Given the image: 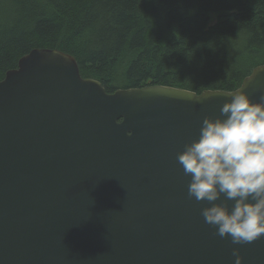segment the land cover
Segmentation results:
<instances>
[{
    "label": "water",
    "instance_id": "1",
    "mask_svg": "<svg viewBox=\"0 0 264 264\" xmlns=\"http://www.w3.org/2000/svg\"><path fill=\"white\" fill-rule=\"evenodd\" d=\"M238 92L260 101L264 65L231 92L108 94L68 54L21 57L0 81V264H264V235H216L177 161Z\"/></svg>",
    "mask_w": 264,
    "mask_h": 264
},
{
    "label": "trees",
    "instance_id": "2",
    "mask_svg": "<svg viewBox=\"0 0 264 264\" xmlns=\"http://www.w3.org/2000/svg\"><path fill=\"white\" fill-rule=\"evenodd\" d=\"M35 49L72 56L108 94L231 92L264 65V0H0V81Z\"/></svg>",
    "mask_w": 264,
    "mask_h": 264
},
{
    "label": "clouds",
    "instance_id": "3",
    "mask_svg": "<svg viewBox=\"0 0 264 264\" xmlns=\"http://www.w3.org/2000/svg\"><path fill=\"white\" fill-rule=\"evenodd\" d=\"M220 109L221 117H205L199 138L177 154L188 196L207 201L202 209L206 224L234 245L249 244L264 235V96L253 103L238 92ZM221 194L234 201L215 203ZM235 264H242L239 248H233Z\"/></svg>",
    "mask_w": 264,
    "mask_h": 264
},
{
    "label": "bare ground",
    "instance_id": "4",
    "mask_svg": "<svg viewBox=\"0 0 264 264\" xmlns=\"http://www.w3.org/2000/svg\"><path fill=\"white\" fill-rule=\"evenodd\" d=\"M3 1V0H2ZM10 2V1H9ZM17 8V7H16ZM3 19V18H2ZM12 19V18H11ZM5 25V24H4ZM7 25V24H6ZM17 66V65H16Z\"/></svg>",
    "mask_w": 264,
    "mask_h": 264
}]
</instances>
